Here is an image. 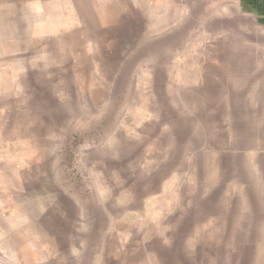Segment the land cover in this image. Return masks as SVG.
Wrapping results in <instances>:
<instances>
[{
  "label": "rangeland",
  "instance_id": "obj_1",
  "mask_svg": "<svg viewBox=\"0 0 264 264\" xmlns=\"http://www.w3.org/2000/svg\"><path fill=\"white\" fill-rule=\"evenodd\" d=\"M0 264H264V1L0 0Z\"/></svg>",
  "mask_w": 264,
  "mask_h": 264
},
{
  "label": "crops",
  "instance_id": "obj_2",
  "mask_svg": "<svg viewBox=\"0 0 264 264\" xmlns=\"http://www.w3.org/2000/svg\"><path fill=\"white\" fill-rule=\"evenodd\" d=\"M233 1H235V2H237V1H241V2H242V0H233ZM262 1H264V0H254V2H255V4H256L257 8H258L259 5L262 4ZM243 2H245V0H243Z\"/></svg>",
  "mask_w": 264,
  "mask_h": 264
}]
</instances>
